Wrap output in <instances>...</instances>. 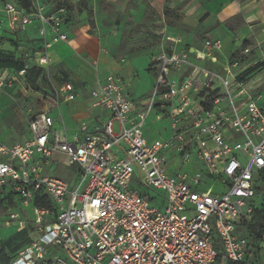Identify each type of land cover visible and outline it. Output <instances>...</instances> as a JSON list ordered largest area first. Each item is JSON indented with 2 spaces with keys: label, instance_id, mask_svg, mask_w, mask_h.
I'll return each mask as SVG.
<instances>
[{
  "label": "built area",
  "instance_id": "1",
  "mask_svg": "<svg viewBox=\"0 0 264 264\" xmlns=\"http://www.w3.org/2000/svg\"><path fill=\"white\" fill-rule=\"evenodd\" d=\"M64 13L48 12L42 0H29L28 8L4 0L0 29L37 24L41 46L32 63L45 67L51 46L68 42ZM163 39L149 65L154 84L135 117L126 84L108 73L89 91L91 106L107 119L93 131L81 121L69 133L51 110L77 92L68 81L55 86L48 78L50 108L32 113L18 140L0 141L4 225L17 220L26 236L9 264H264L257 259L264 230L257 239L250 230L260 202L264 209L257 198L264 173L258 90L264 38L244 37L227 53L218 38L204 39L193 52L180 38ZM26 67L16 74L0 69V90ZM151 113L154 121L169 120L167 137H145L141 125ZM59 164L70 178L44 171ZM135 169L142 191L131 185Z\"/></svg>",
  "mask_w": 264,
  "mask_h": 264
},
{
  "label": "rangeland",
  "instance_id": "2",
  "mask_svg": "<svg viewBox=\"0 0 264 264\" xmlns=\"http://www.w3.org/2000/svg\"><path fill=\"white\" fill-rule=\"evenodd\" d=\"M46 4V10L56 7L60 0H43ZM86 4L78 0H70L68 9V29L71 36L70 44L72 49L66 50L65 53L55 55L56 57L51 64L44 68V77L38 81V88L34 89L28 86L21 77H17L11 88L0 90V141L10 144L26 134L27 119L39 110L50 108L48 96L50 94V86L46 80L50 78L55 86L64 81H69L73 85L80 87L82 84L87 85L89 80L95 79V75L116 72L121 73L123 66L128 64L127 56L134 51L147 50L149 54L156 51L162 42V37L169 30L171 36L181 38L180 31L171 29L170 25L181 28L180 19L176 16L177 21H173L175 16L169 13L166 0H85ZM166 1V2H165ZM179 23V24H178ZM31 26L27 27V30ZM258 34V33H257ZM38 35V32H35ZM257 36V35H256ZM117 37L118 42L111 41L114 49H107L99 45L100 38ZM199 37V36H197ZM201 37V36H200ZM85 39L82 44L79 40ZM225 37L218 36V39L224 40ZM203 39V37H202ZM211 39V38H207ZM95 40L97 48H101L100 58L98 59L97 68H93L91 62L96 57H90L88 54L89 41ZM182 43V40H181ZM231 45L226 44L224 53L229 52ZM33 52V51H32ZM31 52V43L24 35H20L17 40L8 37H0V53L10 56L17 61L32 62L33 53ZM123 59V61H122ZM82 61L89 66L88 69L81 62L78 64V73L73 70L74 63ZM140 81L133 84V90L136 94H141L150 85V79L145 75L143 69H138ZM63 73L67 74V78L61 81ZM144 74V75H142ZM142 75V76H141ZM85 79H83V78ZM259 78L263 82H259V91L264 98V72ZM87 80V81H86ZM51 85V84H50ZM149 93V92H148ZM147 93V94H148ZM44 105H46L44 107ZM44 107V108H43ZM62 110L57 107L53 110V114ZM154 113L148 116V121L152 120ZM162 128V139L170 134V122L166 118L158 122ZM117 129V125H114ZM57 156V155H56ZM61 161H65L62 155L57 156ZM67 173L70 169L63 168ZM44 171H51V166H46ZM131 185L138 191L145 189L143 183H139L137 169L134 171ZM65 178H70L69 175ZM153 193V192H152ZM264 196V190L258 195V201ZM14 211V209H11ZM30 208L20 211L21 216L27 215ZM31 212V211H30ZM9 212L5 206H0V248H3L8 256L15 253L26 242V236L23 234L24 224L17 220L12 221L9 225H4L5 214ZM264 262V248L260 249L259 258Z\"/></svg>",
  "mask_w": 264,
  "mask_h": 264
},
{
  "label": "crops",
  "instance_id": "3",
  "mask_svg": "<svg viewBox=\"0 0 264 264\" xmlns=\"http://www.w3.org/2000/svg\"><path fill=\"white\" fill-rule=\"evenodd\" d=\"M13 1L17 2L18 0ZM166 1L167 6L170 9L168 12L172 13L175 16L173 21H177V19L181 18L180 24L182 25V27L180 28L178 26L177 28L175 25H170L172 27L171 29L180 31V39L182 40L183 46L188 48L191 52L200 49L202 47L203 40L207 38H218V36L225 37L223 40V50L225 49L226 44H230L232 48L233 46L237 45L238 42L244 37L252 38V36L257 35L260 38H264V0ZM176 16H178L179 18H177ZM30 26L31 27L29 30H18L17 32L13 33L5 30L4 28H1L0 37L3 36L6 38L8 37L9 39L11 38L17 40L20 35H25L28 38V41L31 43V52L37 51L41 46L39 34L37 36L35 35V32H38V25L32 24ZM164 29L167 32L166 35H171V32L169 30L167 31L166 28ZM63 30L67 34L68 42H59L51 46V48L49 49V64L52 63V61L56 57L55 55L60 56L61 54L65 53L66 50L72 49L70 44L71 36L68 29V21H65ZM116 40L118 42L117 37L100 38L99 45L107 47L108 50L114 49V46L111 45V41L116 42ZM161 40L162 42L160 43L158 49L153 53L149 54L147 50L131 52L127 56V58H129L128 64L123 66V69H121V73L110 72L121 76L122 80L126 84L125 93L128 99L136 102L133 117H135V112H138L140 110V105L138 103L149 94L148 92L151 90L154 84V78L149 71V65L153 57L161 50L162 46L165 44V40L163 39V37ZM85 41L86 40L83 38L79 40V42L82 44H84ZM102 50L103 49L101 48H97V43L95 40L89 41L88 54L90 57H96V59H94L93 61H96L97 65V61L100 58V53H102ZM80 62L88 69H90L89 66L85 64V62L83 63L80 60L79 62L74 63V65L72 66L73 70H76L77 73L78 64ZM138 69H143L146 73L145 75H147L150 79V85L141 94H136L132 88L133 84L137 83V81H140L141 79L140 74H138L137 71ZM106 74L108 73L99 74L98 77L103 78ZM98 77L95 75V79H93L92 81L89 80V83L87 85L82 84L80 87L73 85L70 82L77 92V96L74 100L64 101L59 105V109H62L59 110L61 118L69 133L74 132L81 121H84L88 125L89 131H93L107 119V112L101 108L92 107V99L89 97V91L96 84V80ZM53 110H51V115L57 117V115H54L52 113ZM161 121H163V119L159 121H154L153 119L148 121L147 119L142 123V132L146 138L154 139L163 136L162 128L160 126V123H158ZM56 155L58 156L59 154L53 155L54 158L59 159ZM59 165H52L51 171L49 173L60 177H67L68 173L64 169H60ZM23 234H25L24 231Z\"/></svg>",
  "mask_w": 264,
  "mask_h": 264
},
{
  "label": "trees",
  "instance_id": "4",
  "mask_svg": "<svg viewBox=\"0 0 264 264\" xmlns=\"http://www.w3.org/2000/svg\"><path fill=\"white\" fill-rule=\"evenodd\" d=\"M4 1V0H0ZM79 2L86 4L85 0H78ZM42 2H44L42 0ZM45 3V2H44ZM18 5H20L23 8H28L29 6V0H18ZM46 5V4H45ZM70 6V0H60V2L57 3L56 7H53L51 9H48V12L56 11L59 9H64V15H65V21H68V9ZM28 65V67L25 68V73L22 77V79L25 81V83L30 86L31 88L37 89L38 88V81H40L44 75V68L38 65H33L30 59L27 61H17L14 58L10 56H6L0 53V69H6L8 71H11L12 73L16 74L18 71L24 69L25 65ZM255 74V72H254ZM67 78V74L63 73V76L61 78L62 80H65ZM48 83V79L46 80ZM48 86L51 85L48 83ZM51 91V89H50ZM260 180L262 182V186L257 188L258 193H262V190H264V173L260 175ZM262 200H264V196L262 195ZM263 203L260 202V206L255 209V214L252 220V223L250 225V230L255 234L254 237L257 239V235L260 234L261 231L264 230V209L261 207ZM12 256V255H11ZM11 256H8L3 248H0V264H9V260Z\"/></svg>",
  "mask_w": 264,
  "mask_h": 264
}]
</instances>
